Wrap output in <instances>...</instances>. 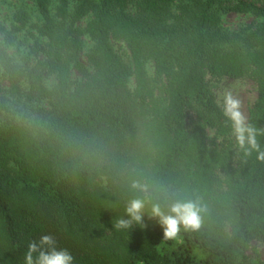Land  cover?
<instances>
[{"label": "trees", "instance_id": "obj_1", "mask_svg": "<svg viewBox=\"0 0 264 264\" xmlns=\"http://www.w3.org/2000/svg\"><path fill=\"white\" fill-rule=\"evenodd\" d=\"M228 11L251 25L226 32ZM12 15L35 42L32 60L9 55L0 23V264H24L42 235L74 264H264L249 258L264 240V160L239 147L233 165L209 90L256 86L247 124L264 150V0H30ZM136 198L146 227L116 229ZM177 201L201 208L180 244L147 217Z\"/></svg>", "mask_w": 264, "mask_h": 264}, {"label": "clouds", "instance_id": "obj_2", "mask_svg": "<svg viewBox=\"0 0 264 264\" xmlns=\"http://www.w3.org/2000/svg\"><path fill=\"white\" fill-rule=\"evenodd\" d=\"M223 113L231 122L235 140L240 148L246 149L248 154L255 151L257 159L264 160V150H261L257 141L256 129L246 123L241 111V103L230 93L223 97ZM132 188L147 191L146 185L134 182ZM201 208L194 201L174 202L165 212L159 203H153L147 217L155 220L162 229L163 240H177L181 227L185 230H197L201 226ZM145 201L132 199L124 209V215L119 218L114 227L120 230L131 229L134 225L146 227ZM24 264H74L72 254L63 248L56 246V241L51 235H42L39 241H31L28 245Z\"/></svg>", "mask_w": 264, "mask_h": 264}, {"label": "rangeland", "instance_id": "obj_3", "mask_svg": "<svg viewBox=\"0 0 264 264\" xmlns=\"http://www.w3.org/2000/svg\"><path fill=\"white\" fill-rule=\"evenodd\" d=\"M232 3L235 4L237 0H225V3ZM20 3L26 5L27 7L30 6V0H0V23L4 28L9 32L10 40L7 41L8 48L7 52L9 55L14 56L15 58H19L22 56H27L32 48V45L35 42L34 37H32L29 32L26 31H12V13L16 11V8L20 5ZM252 17L249 15L237 14L234 12H223L221 14L220 24L223 30L226 32H238L244 28H247L251 25ZM4 37V36H3ZM5 39V38H4ZM6 42V41H5ZM93 43L90 40H85V47L86 50L89 49ZM114 50L117 54L123 57L125 52V48L121 44H114ZM34 54H29V59L32 60ZM83 61V58H81ZM147 72L149 76H152V69L150 65L147 66ZM72 78L74 80L79 79V75L75 70L72 71ZM52 80L48 81V85L51 86ZM0 85L4 88L7 86L3 79H0ZM130 87L132 88V82L130 83ZM209 90L211 91L212 95L215 98V102L217 105L223 110V97L226 93H230L234 98L238 99L241 103V111L245 116L246 123L248 120L249 110L252 108L255 100H256V86L245 80H232V79H222L220 81H213L209 83ZM233 132L232 134L225 140L222 141L221 139L217 140L221 146L227 145L230 143V152H231V159L233 165H237V159L239 154V146L234 143L233 140ZM207 136L212 139L214 137L213 131H208ZM102 184L107 186V181L103 178ZM177 242L181 243V238L178 235ZM163 244L159 247L162 249ZM251 251L249 252V258L253 259L255 255L256 258L264 262V240L254 241L251 244ZM197 256H199V253Z\"/></svg>", "mask_w": 264, "mask_h": 264}]
</instances>
